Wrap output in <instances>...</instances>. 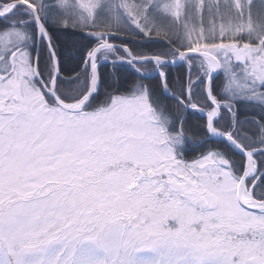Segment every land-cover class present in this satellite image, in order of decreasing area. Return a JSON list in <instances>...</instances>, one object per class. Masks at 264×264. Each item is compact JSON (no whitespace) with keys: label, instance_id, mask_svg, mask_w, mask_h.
Here are the masks:
<instances>
[{"label":"snow or ice","instance_id":"snow-or-ice-1","mask_svg":"<svg viewBox=\"0 0 264 264\" xmlns=\"http://www.w3.org/2000/svg\"><path fill=\"white\" fill-rule=\"evenodd\" d=\"M0 264H264V0H0Z\"/></svg>","mask_w":264,"mask_h":264}]
</instances>
